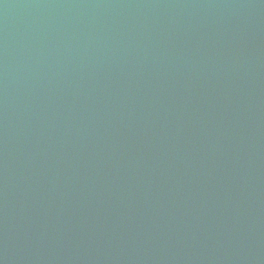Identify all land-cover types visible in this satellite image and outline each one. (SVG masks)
Masks as SVG:
<instances>
[{"label":"water","instance_id":"95a60500","mask_svg":"<svg viewBox=\"0 0 264 264\" xmlns=\"http://www.w3.org/2000/svg\"><path fill=\"white\" fill-rule=\"evenodd\" d=\"M0 264H264V0H0Z\"/></svg>","mask_w":264,"mask_h":264}]
</instances>
